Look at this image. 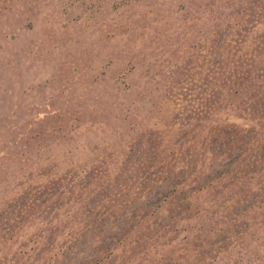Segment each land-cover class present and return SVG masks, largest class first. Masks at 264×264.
I'll use <instances>...</instances> for the list:
<instances>
[{"label":"trees","instance_id":"obj_1","mask_svg":"<svg viewBox=\"0 0 264 264\" xmlns=\"http://www.w3.org/2000/svg\"><path fill=\"white\" fill-rule=\"evenodd\" d=\"M164 20L170 40L201 21L205 29L166 79L146 72L161 105L120 107L112 128L120 139L109 154L56 173L49 163L38 175L51 178L52 190L40 185L0 204V264H64L83 236L164 182L170 187L85 264H264V0H185ZM148 112L159 123H134ZM49 120L61 125L46 132ZM82 121V111L36 120L0 161L20 171L37 165L40 140L49 146Z\"/></svg>","mask_w":264,"mask_h":264},{"label":"rangeland","instance_id":"obj_2","mask_svg":"<svg viewBox=\"0 0 264 264\" xmlns=\"http://www.w3.org/2000/svg\"><path fill=\"white\" fill-rule=\"evenodd\" d=\"M184 2L0 0V157L6 145L19 146L22 134L36 120L68 111H82L83 119L75 134H56L49 146L44 147L38 139L39 164H29L20 171L10 169L15 165L5 157L0 161V204L40 185L52 190L51 178L38 175L49 163L59 165L56 173L75 165L91 167L94 160L109 154L120 139L112 130L113 113L119 115L120 107L132 109L134 101L161 105L162 92L154 91L157 85L146 72L155 80L166 79L176 65L193 56L199 29H205L201 21L197 27L181 28L183 34L179 31L175 39L164 37L168 32L164 17ZM130 64L135 67L133 73ZM131 86L134 92L126 93ZM159 116L166 120L162 111ZM144 117L140 115L134 123L145 127L159 123L151 112ZM46 122V132L61 125L60 121ZM50 157L54 159L48 161ZM13 162L19 165L18 160ZM169 187V182L157 184L138 197L124 215L83 236L65 255L64 264H85L97 258L124 234L136 212ZM33 233L32 227L21 232L26 238L20 241L25 243ZM20 245L15 244L10 255Z\"/></svg>","mask_w":264,"mask_h":264}]
</instances>
